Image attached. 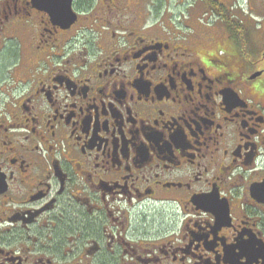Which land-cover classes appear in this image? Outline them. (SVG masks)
Returning <instances> with one entry per match:
<instances>
[{
	"label": "flooded vegetation",
	"instance_id": "1",
	"mask_svg": "<svg viewBox=\"0 0 264 264\" xmlns=\"http://www.w3.org/2000/svg\"><path fill=\"white\" fill-rule=\"evenodd\" d=\"M170 1L0 0V264H264V0Z\"/></svg>",
	"mask_w": 264,
	"mask_h": 264
},
{
	"label": "rangeland",
	"instance_id": "2",
	"mask_svg": "<svg viewBox=\"0 0 264 264\" xmlns=\"http://www.w3.org/2000/svg\"><path fill=\"white\" fill-rule=\"evenodd\" d=\"M222 1H226V0H222ZM180 2V0H171L170 2H169V4L167 5V9H169L170 8V11L174 14V16L175 17H177V20L175 21L176 22V24H178L179 22H180V20L179 19H181V17L183 18L185 15H184V12H185V14L187 13V11H184L183 13H182V7H179V3ZM204 3V2H203ZM169 11V14H171V12ZM232 11V10H231ZM230 11V13H231V15H232V12ZM239 11L238 10H235L233 13L234 14H237ZM209 13V9H200V10H197L195 13H192V15H195L196 16V18H194V20H195V22H197L198 21V18H200V20L201 19H207V18H209L208 17V14ZM172 14V15H173ZM211 15V14H210ZM169 17L171 18V16L169 15ZM179 21V22H178Z\"/></svg>",
	"mask_w": 264,
	"mask_h": 264
},
{
	"label": "trees",
	"instance_id": "3",
	"mask_svg": "<svg viewBox=\"0 0 264 264\" xmlns=\"http://www.w3.org/2000/svg\"><path fill=\"white\" fill-rule=\"evenodd\" d=\"M211 1L210 7L211 9L221 18L228 21L233 16L230 14V11L219 1V0H209ZM213 3H216V5H213Z\"/></svg>",
	"mask_w": 264,
	"mask_h": 264
},
{
	"label": "water",
	"instance_id": "4",
	"mask_svg": "<svg viewBox=\"0 0 264 264\" xmlns=\"http://www.w3.org/2000/svg\"><path fill=\"white\" fill-rule=\"evenodd\" d=\"M67 3H68V8H69L70 7V0H67ZM69 11H71V9H69Z\"/></svg>",
	"mask_w": 264,
	"mask_h": 264
}]
</instances>
